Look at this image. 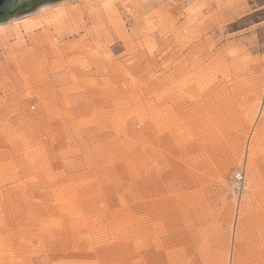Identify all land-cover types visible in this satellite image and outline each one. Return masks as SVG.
<instances>
[{
	"label": "rangeland",
	"instance_id": "obj_1",
	"mask_svg": "<svg viewBox=\"0 0 264 264\" xmlns=\"http://www.w3.org/2000/svg\"><path fill=\"white\" fill-rule=\"evenodd\" d=\"M83 1L0 23V264H264V0Z\"/></svg>",
	"mask_w": 264,
	"mask_h": 264
},
{
	"label": "water",
	"instance_id": "obj_2",
	"mask_svg": "<svg viewBox=\"0 0 264 264\" xmlns=\"http://www.w3.org/2000/svg\"><path fill=\"white\" fill-rule=\"evenodd\" d=\"M63 0H0V23L35 14L42 6L50 7Z\"/></svg>",
	"mask_w": 264,
	"mask_h": 264
},
{
	"label": "bare ground",
	"instance_id": "obj_3",
	"mask_svg": "<svg viewBox=\"0 0 264 264\" xmlns=\"http://www.w3.org/2000/svg\"><path fill=\"white\" fill-rule=\"evenodd\" d=\"M104 1H106V0H84L83 1V3L82 4H80L81 6L80 7H78V9H77V6H75V8H74V11L76 12H78L79 13V15H81L82 14V11H84V13H87V12H90L91 10H93V9H95L96 7H98L101 3H103ZM108 1V0H107ZM69 4V3H68ZM67 4V5H68ZM63 5V4H62ZM66 5V4H65ZM72 5V4H71ZM77 5V4H76ZM102 6V5H101ZM53 6H50V7H46V6H42V7H40L39 8V10H38V12L37 13H35V14H33V15H31L29 18H26V20H24V21H30L31 19H37V18H40V17H42V15L45 13H47L45 16H47V15H50V14H52L51 15V19L53 18V13H55V15H54V18H56L57 19V21H59V23L61 24V23H63L65 20H63L64 18H66L65 17V15H66V7H69V9L71 10V11H73V9H71L70 8V6L68 5V6H64V8H61V9H59L58 10V7H53ZM99 8H100V6H99ZM106 8V7H105ZM54 9V10H53ZM98 10V9H97ZM53 11H55V12H53ZM102 11V10H101ZM83 13V14H84ZM37 15V16H36ZM108 15H110V14H108ZM100 16H101V14H100ZM106 16V15H105ZM49 17V16H48ZM44 18V17H43ZM46 18V17H45ZM58 19H60V20H58ZM20 20V19H19ZM19 20H17V21H19ZM12 21H16V20H12ZM52 23H53V20H50ZM42 22V21H41ZM39 23L38 21L37 22H35V21H30V22H27L26 24H24L23 25V28L24 29H26V30H30L32 27L34 28L37 24H42V23ZM47 23V22H46ZM49 23V22H48ZM58 23V24H59ZM4 25V24H3ZM62 25V24H61ZM49 26V25H48ZM32 28V29H33ZM31 29V30H32ZM238 264V263H237Z\"/></svg>",
	"mask_w": 264,
	"mask_h": 264
},
{
	"label": "built area",
	"instance_id": "obj_4",
	"mask_svg": "<svg viewBox=\"0 0 264 264\" xmlns=\"http://www.w3.org/2000/svg\"><path fill=\"white\" fill-rule=\"evenodd\" d=\"M235 179L237 182H241L243 180V177L241 176L240 172L237 174V176H235Z\"/></svg>",
	"mask_w": 264,
	"mask_h": 264
}]
</instances>
